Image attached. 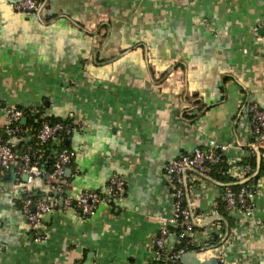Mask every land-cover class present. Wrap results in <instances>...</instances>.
I'll return each instance as SVG.
<instances>
[{"label":"crops","instance_id":"obj_1","mask_svg":"<svg viewBox=\"0 0 264 264\" xmlns=\"http://www.w3.org/2000/svg\"><path fill=\"white\" fill-rule=\"evenodd\" d=\"M17 1L0 0V139L9 107L29 114L23 135L9 139L17 150L38 143L31 115L72 118L65 143L77 156L57 207L34 226L22 204L29 195L54 200L55 180L0 165V264L157 261L160 220L173 212L168 165L212 139L236 145L229 167L249 157L248 105L264 108V0H47L37 16ZM257 155L238 179L261 189L252 215L226 209L223 181L188 177L187 202L201 217L195 244L222 264H264ZM115 174L125 187L95 215L65 207V196L105 193Z\"/></svg>","mask_w":264,"mask_h":264},{"label":"built area","instance_id":"obj_2","mask_svg":"<svg viewBox=\"0 0 264 264\" xmlns=\"http://www.w3.org/2000/svg\"><path fill=\"white\" fill-rule=\"evenodd\" d=\"M41 4L37 0H21L15 4L18 11L38 15ZM249 127L251 140L248 144L249 157L244 165L238 166L236 160L230 162L227 170L234 179L251 175L254 166L253 158L260 152L264 159V108L256 103L248 105ZM26 112L19 107L7 108L8 122L5 128L7 139H0V165L9 169L15 167L19 173H25L29 180L39 177H50L55 180L54 189L57 197L50 201L48 199L35 198L29 195L22 204V211L29 224L37 225L45 214L51 213L58 205V198L63 196L66 184V171L76 159L77 153L73 149L57 148L53 152L55 161L51 170L44 168L47 158L46 145L48 142L58 140L72 135L75 127L71 123L43 121L37 130V146L27 145L22 150H17L9 142V139L20 137L24 133L22 119ZM234 143L221 144L212 139L207 148L196 147L184 151L177 159L167 167L171 183L172 215L160 220L159 233L154 239L156 260H163L165 264H182L181 258L186 252H196L200 260L211 258L208 256L204 244H195L196 225L201 217L196 215L192 205L187 202V191L189 189L188 177H210L213 169L219 163L226 161L225 153ZM125 187V180L120 175L110 177L106 192L95 190L84 191L81 195L72 199L65 196V207H74L85 216H93L97 213L101 203L110 198L121 195ZM261 191L257 185L243 184L238 189L225 185L223 197L226 209L229 211L240 210L247 215L254 213L255 197ZM262 226L259 223L258 228ZM214 232V230H213ZM175 240V242H172ZM181 243H184L181 245ZM214 255L213 257H215ZM221 262L224 256H218Z\"/></svg>","mask_w":264,"mask_h":264},{"label":"trees","instance_id":"obj_3","mask_svg":"<svg viewBox=\"0 0 264 264\" xmlns=\"http://www.w3.org/2000/svg\"><path fill=\"white\" fill-rule=\"evenodd\" d=\"M41 5H43L47 0H37ZM25 112H26V115H29L28 114V110L27 109H24ZM32 117V118H31ZM39 115H36V116H33L31 115L30 118H29V122L32 123V125L34 126V130H35V134L37 133V130L39 129L41 123L43 121H50V122H64V123H71L73 124V119L72 118H67V119H63V118H60V117H54V116H49V117H46L45 119H41L39 118V120L37 122H35V118H38ZM34 134V136H35ZM34 140H36V137H34ZM66 137L64 138H61L59 140L60 143H56L54 145H52L51 141L48 142V144L46 145V149H47V158L44 162V168L47 169V170H51V168L53 167V163L55 161V153L53 152L54 149H57V148H68V149H71L66 143ZM38 143H35L34 146H37ZM24 148H21L19 150H22ZM256 158H253V166L256 167ZM228 163L223 161L221 163H219L218 165H216L213 169V172H212V176H214L216 179L220 180V181H223L224 183H226L227 185H230L231 187H233L234 189H238L239 187H241L243 184L242 183H239L238 181L239 180H236V179H232L231 177H228L224 172H227L228 168H229V164L227 165ZM261 169L264 170V160H262L261 162ZM35 198H38L37 196H33ZM220 240V237H216L214 238L212 241V243H217L218 241ZM184 243H181V245H183ZM150 264H165L163 260H158V261H154Z\"/></svg>","mask_w":264,"mask_h":264},{"label":"water","instance_id":"obj_4","mask_svg":"<svg viewBox=\"0 0 264 264\" xmlns=\"http://www.w3.org/2000/svg\"><path fill=\"white\" fill-rule=\"evenodd\" d=\"M17 2H19V1H17ZM257 158H258V168H257V171L255 172V174L253 175V177L258 174L259 169H260V165H259L260 162H261V154H260V152H258ZM67 173H68V175L71 173V169L70 168L67 169ZM215 219H216L215 216H210L207 219H204L202 221V223L200 224V227H206L207 225L210 224V222L215 221ZM220 244H221V242L218 245H220ZM181 263L182 264H222L221 259L219 257H217V256L211 257V258H208V259H204V260H200L198 258V256H197L196 252H190V251L186 252L182 256Z\"/></svg>","mask_w":264,"mask_h":264}]
</instances>
